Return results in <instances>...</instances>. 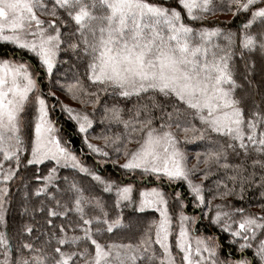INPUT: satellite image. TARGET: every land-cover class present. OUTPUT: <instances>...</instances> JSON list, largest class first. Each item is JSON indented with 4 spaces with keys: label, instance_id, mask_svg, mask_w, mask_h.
<instances>
[{
    "label": "snow or ice",
    "instance_id": "6c2138e0",
    "mask_svg": "<svg viewBox=\"0 0 264 264\" xmlns=\"http://www.w3.org/2000/svg\"><path fill=\"white\" fill-rule=\"evenodd\" d=\"M217 11L239 18L235 30L205 24ZM3 45L0 264H264V214L244 206L256 191L264 201V0H0ZM108 163L121 178L96 170ZM17 199L22 215L45 213L43 229L12 227ZM126 209L158 217L112 239L133 227Z\"/></svg>",
    "mask_w": 264,
    "mask_h": 264
},
{
    "label": "trees",
    "instance_id": "16d2710c",
    "mask_svg": "<svg viewBox=\"0 0 264 264\" xmlns=\"http://www.w3.org/2000/svg\"><path fill=\"white\" fill-rule=\"evenodd\" d=\"M229 21H231V23H227V24L221 23V26L235 30L237 23L239 22V18H236L234 20V18L232 17V14L230 12L217 11L214 15H209L207 17L205 24L211 26V25H213L214 22H229ZM194 26H198V25H194ZM5 50H7L9 52V54H11V52H12V49L10 46H7V45L0 46V51H5ZM65 71H67V68L62 67L60 72L57 73V75H62L63 72H65ZM257 79H259V77H257ZM47 88H48V82L44 81V91L45 92L47 91ZM52 90L55 91L57 94H61L64 97H66V95L63 92L59 91L57 88L53 87ZM52 102L53 101L50 99L49 104H51ZM134 102L135 101L133 100V101H126V102H122V103L124 104L125 107H131V105ZM76 105L77 106H74V107H76V108L80 107L78 103H76ZM88 110L91 111V108H89ZM98 117H99V113L97 114V119H98ZM52 118L58 121L62 136L71 142L70 146L73 149H76L77 154L79 155V149H81L83 147V145H82L80 135L76 132L74 123L72 121L67 120V118L61 113L59 107H57L55 112H53ZM102 127H103L102 125L97 124L94 127V129L91 130L90 138H91V136L99 133L101 131ZM113 130L116 131L117 129L113 128ZM92 143L102 144L103 141L93 139ZM83 150H84L85 155L82 156L81 159L89 167H93L94 166L93 165V159H94L93 156L87 155L88 150L86 147H84ZM96 170L105 178L110 177V178L116 179V178L122 177V173L117 168H115L111 163L105 164L103 167L97 168ZM60 175L61 176L68 175L70 178L74 177L81 184V186L85 189L86 193L91 190L92 185L94 184V182L91 181L90 177H84L80 174L72 172L71 170H61ZM207 183L208 182H206V184ZM149 186H151V185H149ZM163 188H164V191L166 193H170L173 189H179L181 191H185V187L182 185H179V184H172V185L165 184V185H163ZM97 191H98V189H97ZM259 196H260L259 191H256L254 196H253V193H249L250 199L244 205L249 212L264 214V209H261L260 207L257 206L259 203H264V201H260L258 199ZM190 200H191V197H188L189 203H188V206L186 208V211H187V213L192 214L193 208L191 207ZM215 203H219V201H215ZM234 203L239 204L240 202L234 201ZM171 209L175 210V205H171ZM21 213H22V208L20 206L19 199H17V202L14 205L12 214L10 216V224L12 225L13 228L16 225L20 224L22 221L33 223L35 227L40 228V229H43L45 227V213L36 212L34 215L32 213L22 215ZM157 217H158V214H156L154 212H148L146 214L133 215L131 213L130 209H126L124 212V223H126V224L131 223L133 225V227L130 229L125 228V229L117 230L116 235L113 236L112 239H119L121 237L135 238L138 235L136 228L142 229L147 224V222H149L150 220L157 218ZM57 223H58V221H57ZM197 227L201 231H203L205 234H211V233L215 232L219 236L222 244L224 245V248L222 250V254H223V252H228V251L234 252V249L228 245L227 234L220 233L218 228L211 227L208 224L207 220H202L197 225ZM248 255L251 256L252 253L249 252Z\"/></svg>",
    "mask_w": 264,
    "mask_h": 264
},
{
    "label": "rangeland",
    "instance_id": "374dc122",
    "mask_svg": "<svg viewBox=\"0 0 264 264\" xmlns=\"http://www.w3.org/2000/svg\"><path fill=\"white\" fill-rule=\"evenodd\" d=\"M56 95L60 98V100L61 101H63L65 104H68V105H70V106H72V107H74V106H77L76 105V102H74V101H72L67 95H66V97H64L63 95H61V94H57L56 93ZM90 108V107H89ZM188 147V149H189V155L191 156V155H193V146L192 145H188L187 146ZM122 162V161H121ZM195 161L194 160H190L189 161V163L191 164V163H194ZM192 207V206H191Z\"/></svg>",
    "mask_w": 264,
    "mask_h": 264
}]
</instances>
